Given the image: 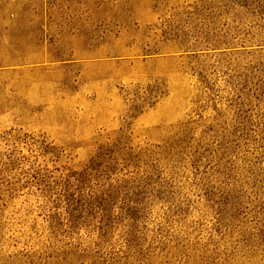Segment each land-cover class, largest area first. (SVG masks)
Instances as JSON below:
<instances>
[{"label":"rangeland","instance_id":"rangeland-1","mask_svg":"<svg viewBox=\"0 0 264 264\" xmlns=\"http://www.w3.org/2000/svg\"><path fill=\"white\" fill-rule=\"evenodd\" d=\"M0 264H264V0H0Z\"/></svg>","mask_w":264,"mask_h":264}]
</instances>
